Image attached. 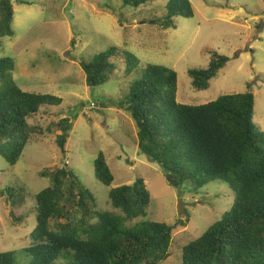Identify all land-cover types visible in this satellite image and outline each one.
I'll list each match as a JSON object with an SVG mask.
<instances>
[{
  "label": "rangeland",
  "instance_id": "obj_1",
  "mask_svg": "<svg viewBox=\"0 0 264 264\" xmlns=\"http://www.w3.org/2000/svg\"><path fill=\"white\" fill-rule=\"evenodd\" d=\"M167 1L133 7L122 0H13L14 35L3 38L0 58L14 60L12 76L23 90L62 97L60 105L41 108L34 123L55 129L54 124L67 117L72 129L64 152L53 131L33 135L15 165L0 155L1 250L20 251L30 244L36 225L35 195L50 184V178L39 173L64 165L73 168L94 194L97 210L122 213L112 206L110 189L142 177L151 202L145 215L127 220L128 229L144 221H188L173 229L169 255L158 264H181L183 246L232 207L234 190L222 180L196 190L190 181L170 186L161 165L139 150L136 121L119 104L148 63L160 64L178 74L179 103L199 105L222 94L252 91L253 121L264 131V0H190L193 17H174L176 28L165 29L161 20ZM112 46L135 54L137 67L126 74L125 62L116 60L110 81L89 86L80 61H90ZM212 51L229 61L208 89L197 90L188 71L206 68ZM100 151L114 176L110 185L95 176L94 160ZM12 185L20 189L19 200L23 194L19 222L13 220L6 197L5 188ZM15 260L25 264L27 257L17 252Z\"/></svg>",
  "mask_w": 264,
  "mask_h": 264
},
{
  "label": "trees",
  "instance_id": "obj_2",
  "mask_svg": "<svg viewBox=\"0 0 264 264\" xmlns=\"http://www.w3.org/2000/svg\"><path fill=\"white\" fill-rule=\"evenodd\" d=\"M122 1L139 7L153 0ZM166 9L161 20L165 29L176 28L174 17L194 15L190 0H168ZM14 15L13 0H0V47L4 37L14 35ZM116 60L125 62L126 74L138 65L135 54L112 46L90 61H80L86 83L98 86L110 81ZM228 61L226 55L212 51L206 68L189 69L192 86L208 89ZM13 69L12 58H0V155L15 165L33 135L53 131L64 152L70 119L60 118L55 129L32 121L41 108L60 105L62 97L23 90L13 79ZM177 89L174 69L148 63L119 105L136 121L139 150L161 165L170 186L190 181L196 190L219 179L234 190L232 207L183 246L181 264H264V131L253 121L254 94L226 93L191 105L177 101ZM94 172L100 182H113L102 151L94 160ZM39 175L49 177L50 184L35 195L31 242L20 251L0 249V264H15L17 252L27 257L25 264H158L169 255L173 229L188 223L144 221L126 228L127 220L145 215L151 202L142 177L110 189V202L119 213L97 210L94 194L68 165L43 169ZM5 190L13 220L19 222L23 194L19 200L20 189L14 185Z\"/></svg>",
  "mask_w": 264,
  "mask_h": 264
}]
</instances>
